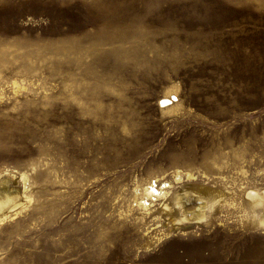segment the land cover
I'll use <instances>...</instances> for the list:
<instances>
[{"label":"rangeland","instance_id":"rangeland-1","mask_svg":"<svg viewBox=\"0 0 264 264\" xmlns=\"http://www.w3.org/2000/svg\"><path fill=\"white\" fill-rule=\"evenodd\" d=\"M2 183L0 264H264V0H0Z\"/></svg>","mask_w":264,"mask_h":264},{"label":"bare ground","instance_id":"bare-ground-1","mask_svg":"<svg viewBox=\"0 0 264 264\" xmlns=\"http://www.w3.org/2000/svg\"><path fill=\"white\" fill-rule=\"evenodd\" d=\"M168 99H161L160 103L161 105L166 103ZM186 178H193L192 177V173L190 172H186ZM21 179L23 181H26V178L23 174H21ZM175 182H179L180 181V176L178 175V173L175 174ZM183 180V179H182ZM159 181L160 178H154L152 180H150L148 183L140 185V184H135L133 186V194H134V203L133 205L137 207L138 210H140V217H146V214L150 213V207L153 206L154 204L151 202H157L159 199L164 198L167 194H168V190H164V188L169 187V183L167 182H161L160 186H159ZM171 185V184H170ZM11 191H9L4 183H2L0 185V205L1 204H5L9 198ZM251 194V193H250ZM185 194L180 193L177 197V204H179L180 206L183 205V203L185 202ZM199 210L198 211H192L188 214L184 215V219L189 220L190 222H198L202 216H203V205H199ZM169 208H166V211H168ZM150 215V214H149ZM258 219L260 224L264 225V211H262L259 215H258ZM98 223H102L105 226H101V229L99 230L98 226L95 224V227L92 229H88V235H93L95 234V236L97 238H99L100 242H106L107 237H109L110 235L112 237H114L115 239L119 240V239H125L128 242H132L135 241V239L133 240V233H132V227L129 228V226L124 225V227L119 228L116 225L120 224L122 222H115L113 225H109V219L107 217L103 218V217H99L98 215ZM94 223L88 224L89 226H93ZM158 225H155L152 227L155 228ZM86 231V230H85ZM84 231V232H85ZM108 244L104 243L103 246H105Z\"/></svg>","mask_w":264,"mask_h":264}]
</instances>
